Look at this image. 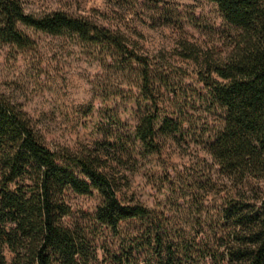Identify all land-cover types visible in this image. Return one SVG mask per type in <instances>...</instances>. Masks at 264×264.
I'll use <instances>...</instances> for the list:
<instances>
[{
  "label": "trees",
  "instance_id": "trees-1",
  "mask_svg": "<svg viewBox=\"0 0 264 264\" xmlns=\"http://www.w3.org/2000/svg\"><path fill=\"white\" fill-rule=\"evenodd\" d=\"M206 1L235 31L231 54L199 76L211 104L223 112L208 153L237 189L220 212L227 232L217 239L213 234L215 244L175 236L168 232L166 218L139 201L117 196L118 167L130 158L133 143L145 154H157L156 136L176 132L171 118L159 116L160 85H170L160 67L123 35L90 19L62 10L34 14L20 0H0L1 44L30 47L22 28L74 36L96 48L102 62L112 59L118 69L133 74L129 79L137 90L136 101L144 106L131 145L129 137L108 134L74 149L50 148L22 111L0 95V264H88L95 257L91 233L66 226L63 218L70 213V194L92 192L100 198L94 227L118 235L122 222L143 225L140 235L126 238L119 254L108 255V264H264V0ZM253 183L260 191L257 208L239 193ZM142 250L150 261L134 257Z\"/></svg>",
  "mask_w": 264,
  "mask_h": 264
},
{
  "label": "rangeland",
  "instance_id": "rangeland-1",
  "mask_svg": "<svg viewBox=\"0 0 264 264\" xmlns=\"http://www.w3.org/2000/svg\"><path fill=\"white\" fill-rule=\"evenodd\" d=\"M20 1L27 12L62 10L118 32L160 67L170 85H160L159 116L171 118L176 132L156 136L157 154H145L133 143L130 158L118 167L117 196L139 201L166 218V228L175 236L215 244L213 234L217 239L227 232L220 212L237 190L208 153L223 112L211 104L199 81L206 67L224 61L234 46L235 31L217 7L206 0ZM22 29L32 41L30 47L0 43V95L22 111L45 144L74 149L110 134L129 137L131 145L137 115L144 108L129 79L134 75L118 69L112 59L102 62L96 48L74 36ZM243 192L244 200L257 208L260 191L255 184L239 190ZM99 202L96 192L70 194V213L63 218L66 226L91 233L95 257L88 264H108L109 254H119L126 238L143 230L135 220L122 222L118 235L94 227ZM5 256L10 262V252ZM134 257L151 260L144 250Z\"/></svg>",
  "mask_w": 264,
  "mask_h": 264
}]
</instances>
